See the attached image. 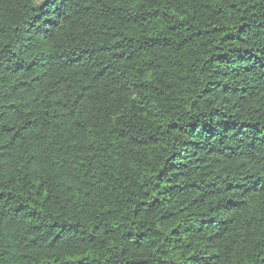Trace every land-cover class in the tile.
I'll return each mask as SVG.
<instances>
[{
	"label": "trees",
	"instance_id": "16d2710c",
	"mask_svg": "<svg viewBox=\"0 0 264 264\" xmlns=\"http://www.w3.org/2000/svg\"><path fill=\"white\" fill-rule=\"evenodd\" d=\"M0 264H264V0H0Z\"/></svg>",
	"mask_w": 264,
	"mask_h": 264
}]
</instances>
